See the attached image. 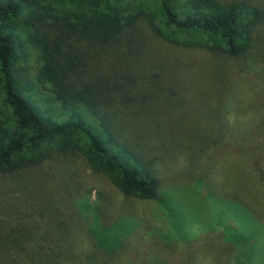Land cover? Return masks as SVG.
<instances>
[{
  "label": "trees",
  "instance_id": "trees-1",
  "mask_svg": "<svg viewBox=\"0 0 264 264\" xmlns=\"http://www.w3.org/2000/svg\"><path fill=\"white\" fill-rule=\"evenodd\" d=\"M158 42L206 54V90ZM261 53L264 0H0V264H118L127 226H102L87 200L85 218L69 223V186L46 193L56 196L50 209L32 201L33 218L27 197L47 190L24 175L78 157L124 197L164 206L152 159L167 151L192 168L207 140L230 138L231 74L264 66ZM188 122L201 130L199 149L181 148ZM246 228L225 233L232 264L253 260Z\"/></svg>",
  "mask_w": 264,
  "mask_h": 264
},
{
  "label": "rangeland",
  "instance_id": "rangeland-1",
  "mask_svg": "<svg viewBox=\"0 0 264 264\" xmlns=\"http://www.w3.org/2000/svg\"><path fill=\"white\" fill-rule=\"evenodd\" d=\"M155 44L167 56L187 65L183 75L199 92L206 90V54L162 42ZM260 55L264 59V54ZM36 68L34 58L25 72L24 85L31 83ZM251 68L246 74L240 70L231 74L227 91L232 108L230 138L217 145L207 140L209 144L192 168L182 158L174 161L167 151H159L156 161L152 159L153 167L162 169L159 195L164 206L158 201L124 197L105 176L92 171L78 157L70 161L55 157L23 177L25 182L36 183V190H47L44 196H37L38 202L27 197L28 214L38 219V210L32 212V201L41 200V207L50 209L56 196L46 193L69 186L71 192L63 206L64 214L75 210L69 223L85 218L87 200L88 205L100 210L102 226L120 222L129 228L127 250L118 264H232L227 249L232 246L235 253L236 248L225 240V233L243 232L246 227L245 235L255 249L248 263L264 264V66L257 62ZM222 96L226 99L227 94ZM182 132L185 137L181 148L188 141H196L198 146L192 145L195 149L203 144L197 137L201 130L194 122L182 124Z\"/></svg>",
  "mask_w": 264,
  "mask_h": 264
}]
</instances>
